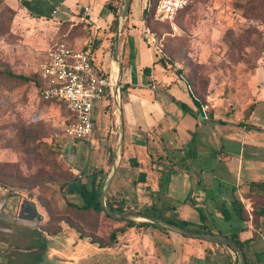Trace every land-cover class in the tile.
I'll use <instances>...</instances> for the list:
<instances>
[{
	"label": "crops",
	"instance_id": "1",
	"mask_svg": "<svg viewBox=\"0 0 264 264\" xmlns=\"http://www.w3.org/2000/svg\"><path fill=\"white\" fill-rule=\"evenodd\" d=\"M22 1L23 7L29 9ZM26 1L36 8L31 11L33 14L46 1L44 13L51 10L49 14H52L57 10L56 13L60 11L65 19L89 23L90 34L81 40L90 46L95 63L109 75L115 16L105 7L108 0ZM146 1L140 8L133 0L122 23L118 45L122 65L119 83L124 136L117 174L122 173L125 179L132 178V183L127 182L122 189L128 192L132 186L137 195L144 198V209L186 221L194 226H189L190 229L201 227L216 234L223 219L228 231L225 236L237 234L238 239L245 242L247 264H264V217L254 222V200L249 187L252 181H264V124L256 123L246 128V124H238L210 106V119L201 117V107L193 97L189 81L182 78V74L148 42L147 29L150 27L144 17ZM20 9L22 12L23 8ZM43 17L46 16L39 18ZM96 36L102 40L93 47ZM83 48L87 49L86 46ZM146 67L149 71L145 72ZM178 80L183 86L175 88ZM262 91L264 88L259 92ZM100 101L104 102L103 107L113 109L115 126L110 130L109 141L112 143L115 139L116 147L119 121L112 91ZM261 101L264 96L255 102ZM66 155L68 157L67 151ZM99 155L97 152L92 156L93 160H102ZM87 166L82 167L86 173L84 183L91 184L92 174L93 184L102 181L105 184L111 170H104L94 163L89 171ZM16 198L15 192L0 185V264H49L45 263L48 250L33 246L30 241L54 237L38 231V223L43 217L39 222L18 217L23 199L33 200ZM245 200L249 204H244ZM15 201L17 206L10 208ZM160 239L167 240L169 245L162 248ZM146 242L153 251L150 261L154 264H159L154 259L159 252L165 255V264H224L221 253L229 256L230 263L226 264H238L236 256L225 246L153 225L129 227L118 236L114 245H98V248L110 255L114 264H133L134 256L147 254L141 245ZM133 243L141 247H134ZM49 255H61L66 259L58 250Z\"/></svg>",
	"mask_w": 264,
	"mask_h": 264
},
{
	"label": "rangeland",
	"instance_id": "2",
	"mask_svg": "<svg viewBox=\"0 0 264 264\" xmlns=\"http://www.w3.org/2000/svg\"><path fill=\"white\" fill-rule=\"evenodd\" d=\"M144 1L134 0V5L143 8ZM3 4L15 8L16 14L5 12ZM33 15L20 0H0V185L15 192L19 201L23 197L35 201L36 212L43 217L38 231L54 237L30 241L33 246L48 250L45 263L114 264L110 255L90 242V237L108 244L109 234L125 223L111 220L105 211H78L70 207L64 192L72 201L83 200L76 194L74 182L68 188L62 187V183L75 177L79 184L85 181L82 167L87 164L89 171L94 163L111 170L115 139L111 143L109 138L115 126L113 109L98 101L91 141L70 142L65 136L69 117L65 106L59 101L43 100L34 82L45 54L58 40L89 48L79 33L89 28L86 21H78L80 25L73 29L60 11L52 12L50 17ZM144 17L163 43V58L184 75L203 102L218 114L246 124V128L264 124V101L255 102L264 96V91L259 92L264 88V0H193L178 19V33L172 32L168 21H159L147 11ZM7 69L28 76L31 81L10 79L4 75ZM174 86L182 87L183 83L178 80ZM68 142L73 147V163L65 152ZM60 144H65L61 151ZM97 152L102 160H93ZM127 182L132 183L131 176L125 179L116 172L107 192L112 204L123 208V214L137 212L145 205L144 198L132 186L128 192L122 189ZM17 203L12 202L10 208ZM246 203L249 201L245 200ZM226 227L222 219L215 228L216 234L226 235ZM81 234L90 237L81 238ZM133 245H142L148 251L134 256L133 264H154L150 261L153 251L148 242ZM168 245L167 240L160 239L162 248ZM53 250L63 253L66 259L49 255ZM154 259L159 264L167 262L160 252ZM221 259L224 264L230 263L226 253H221Z\"/></svg>",
	"mask_w": 264,
	"mask_h": 264
},
{
	"label": "built area",
	"instance_id": "3",
	"mask_svg": "<svg viewBox=\"0 0 264 264\" xmlns=\"http://www.w3.org/2000/svg\"><path fill=\"white\" fill-rule=\"evenodd\" d=\"M193 0H147L145 10L159 21H168L173 33L180 26L177 15L191 5ZM54 10L53 12H56ZM148 42L165 56L163 43L157 33L147 29ZM43 79L39 95L43 100L64 104L69 117L65 136L72 142H90L94 132L95 103L111 93V82L105 69L95 63L91 49L75 48L64 41L54 43L40 64ZM182 78L186 79L184 75ZM193 91V97L201 107V117L210 119L209 104Z\"/></svg>",
	"mask_w": 264,
	"mask_h": 264
},
{
	"label": "trees",
	"instance_id": "4",
	"mask_svg": "<svg viewBox=\"0 0 264 264\" xmlns=\"http://www.w3.org/2000/svg\"><path fill=\"white\" fill-rule=\"evenodd\" d=\"M45 3H42L40 8H38V12H34V16L36 17H40L42 15H45L46 17H50L51 14L49 13H44V10H45V6H47V2L44 1ZM22 3L27 6L30 11L33 12V9L31 6H30V3L26 0H23ZM122 3H124V0H108L105 4V7H107L111 13H113V15L115 16V22H116V19H117V16L119 14V11H120V8H121V5ZM4 5V9H5V12L7 13H11L12 15H15L17 10L15 8H12L10 7L9 5L7 4H3ZM189 8V6L187 8H185L184 10H182L178 15H177V18H176V21L178 23V19L179 17L181 16V14L186 11L187 9ZM145 20H146V23L149 25L150 27V24H149V20L147 19V17H145ZM82 22V21H81ZM68 24L72 25V27H74L73 29H76L79 25H80V22H73V21H68ZM169 26V25H168ZM87 27L89 28L90 27V24L87 23ZM153 31H155L152 27H150ZM170 28V26H169ZM90 29V28H89ZM87 30V31H83V30H80V34L84 37V36H88L90 34V30ZM171 29V28H170ZM172 30V29H171ZM160 38V37H159ZM102 40V37H98L96 36L95 40H94V44H93V47L95 46L96 42H100ZM58 41H64L66 42L67 44L73 46L71 43L65 41V40H58ZM146 71H149V68L146 67L145 68V72ZM6 77L12 79V80H19V81H31V78L28 77V76H25V75H22V74H16L14 72H12L11 70L7 69L5 70V74H4ZM35 86H36V89H37V92L39 94V91L42 87V84H43V79L40 75V68L39 70L37 71L36 73V77H35ZM45 101H49V100H45ZM69 142L67 143L66 147H65V144H60L59 145V151H61V149L63 147H65V152L67 151V148L69 146ZM91 178H92V182H93V176L91 174ZM2 180L3 179H0V183H2ZM79 178L78 177H75L73 179V181L71 182H64L62 183V187L65 188V187H70L73 182L75 183V191H76V194L77 192L79 193V196L81 197V199L83 200V202H78V201H72L69 199L68 195H66V192H64V196H65V199L67 200V204L78 210V211H88V210H93L97 213H100V212H103L104 210L101 208V205H100V193H101V190H102V187L104 185V181L102 182H99L98 184L95 183L93 184L91 182L89 183H84V181L81 180V183L79 184ZM90 184V185H88ZM249 187H250V192H251V197L252 199L254 200L253 201V217H254V222L257 221V219H260L261 217H264V181H252L249 183ZM106 204H107V207L109 209H111L113 212L115 213H119V214H123V208L120 207V206H114L112 204V202L109 200L108 196L106 197ZM155 209V208H154ZM138 212H142V213H146V214H150V215H155V216H159L161 218H164L166 220H168L169 222L171 223H175L177 225H180V226H183V227H188V223L186 221H180V220H176L175 218L173 217H169V216H165L164 214L162 213H158L156 212V210H152V209H149V208H145V209H139ZM105 216L108 217V218H111L106 212H105ZM111 220H114L116 222H124L125 224H122V226H117V229L116 230H113L110 234H109V243L108 244H105V243H101V241L97 240L96 238H93V237H90L88 235H83L81 234L80 237L81 238H88L90 237V242L92 243H97L100 247H109V246H112L114 245L117 241H118V236L122 233H124L127 228L129 227H133V226H145V225H153V226H156L162 230H167L163 227H160L154 223H151V222H148V221H135V220H127V219H121L120 221H117L116 219H112ZM191 229H194V230H197V231H202V232H209V233H213L211 230H206V229H200V228H191ZM232 238H234L235 240H237V242L239 243V245L243 248L244 250V247H245V242L243 241H240L238 239V236L237 234H234L231 236ZM244 253H245V256H246V262H248V258H247V254L244 250Z\"/></svg>",
	"mask_w": 264,
	"mask_h": 264
},
{
	"label": "water",
	"instance_id": "5",
	"mask_svg": "<svg viewBox=\"0 0 264 264\" xmlns=\"http://www.w3.org/2000/svg\"><path fill=\"white\" fill-rule=\"evenodd\" d=\"M132 2L133 0H124L122 10L119 12L115 26L113 27L112 53H111L112 69L109 73V78L111 82V90L115 97L116 114L118 116V121H119V134H118V141H117V144L114 150V158H113L111 172H110L109 178L107 179V181L105 182L101 190L100 197H99L101 208L113 219L148 221L160 227H163L169 231L177 232L186 237H191V238L198 239L201 241H206V242H210L213 244L225 246L226 248H228L229 250H231L232 252L236 254L239 264H247L246 256H245L243 248L239 245L237 240H235L232 237L225 236L222 234H215V233H208V232L193 230L187 227L177 225L175 223H171L168 220L161 218L159 216L150 215V214H146V213H142L138 211L126 213V214H119V213L113 212L111 209L107 207L106 196H107V192L117 172L118 158H119V153L121 151V146H122L123 136H124L123 120H122L121 106H120V84H117V78L115 75L116 66H115V60H114V50L120 38L122 23L129 13ZM121 70H122V65L120 64V73H121ZM71 148H72V145L70 144L67 148V154H68L70 162H72V157H73V155L71 154ZM18 217L20 219H28V220H33L36 222H39L42 218L41 214H37L36 212L35 203L27 199H23L20 210H19Z\"/></svg>",
	"mask_w": 264,
	"mask_h": 264
},
{
	"label": "bare ground",
	"instance_id": "6",
	"mask_svg": "<svg viewBox=\"0 0 264 264\" xmlns=\"http://www.w3.org/2000/svg\"><path fill=\"white\" fill-rule=\"evenodd\" d=\"M118 45H119V41H118V43H117V45L115 47V50H114V60H115V66H116V70H117V76H116V78H117V84H120L119 83V79H120V74H121L120 73L121 60H120V57H119V54H118Z\"/></svg>",
	"mask_w": 264,
	"mask_h": 264
}]
</instances>
